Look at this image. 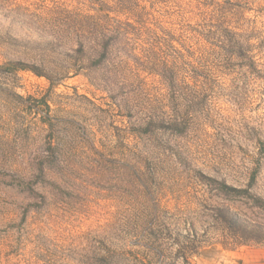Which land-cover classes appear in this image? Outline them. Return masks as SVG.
Listing matches in <instances>:
<instances>
[{"label": "rangeland", "instance_id": "1", "mask_svg": "<svg viewBox=\"0 0 264 264\" xmlns=\"http://www.w3.org/2000/svg\"><path fill=\"white\" fill-rule=\"evenodd\" d=\"M0 264H264V0H0Z\"/></svg>", "mask_w": 264, "mask_h": 264}]
</instances>
